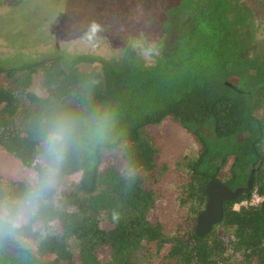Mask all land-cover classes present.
Segmentation results:
<instances>
[{
    "label": "trees",
    "instance_id": "trees-1",
    "mask_svg": "<svg viewBox=\"0 0 264 264\" xmlns=\"http://www.w3.org/2000/svg\"><path fill=\"white\" fill-rule=\"evenodd\" d=\"M251 18L240 0H176L162 20L166 41L155 65L130 52L119 63L64 52L0 62V147L23 166L40 173L51 124L75 121L60 175L38 211L0 236V264H161L153 249L166 244L180 264H264V200L234 207L253 190L264 197V48ZM35 76L47 97L32 92ZM166 118L199 145L183 163L180 203L190 205V216L172 234L152 217L165 166L148 127ZM251 171L252 190L226 201L222 219L196 236L206 185L244 186ZM76 173L80 179L70 181ZM31 183L0 174V201L21 199Z\"/></svg>",
    "mask_w": 264,
    "mask_h": 264
},
{
    "label": "rangeland",
    "instance_id": "rangeland-1",
    "mask_svg": "<svg viewBox=\"0 0 264 264\" xmlns=\"http://www.w3.org/2000/svg\"><path fill=\"white\" fill-rule=\"evenodd\" d=\"M176 0H0V62L19 65L23 60L41 59L64 52L95 55L113 62L124 61L130 52L139 62L155 65L165 47L163 17ZM252 14L251 26L264 48V0H240ZM94 26H98L94 29ZM90 71L96 65L84 64ZM99 67V65H98ZM32 92L40 98L47 93L33 78ZM158 148L157 162L165 166L154 184L157 194L152 211L154 221L172 234L190 216L180 196L187 182L183 164L198 154L199 145L180 124L166 118L148 127ZM116 155H118L116 153ZM0 174L5 179L33 182L37 174L0 147ZM81 173L69 177L77 182ZM236 205H234L235 207ZM237 209V207H235ZM155 249V246H154ZM154 261L180 264L168 256L170 244L157 251Z\"/></svg>",
    "mask_w": 264,
    "mask_h": 264
},
{
    "label": "clouds",
    "instance_id": "clouds-1",
    "mask_svg": "<svg viewBox=\"0 0 264 264\" xmlns=\"http://www.w3.org/2000/svg\"><path fill=\"white\" fill-rule=\"evenodd\" d=\"M96 27L98 26H94V29ZM74 131L75 121L71 117H59L51 124L42 141L41 172L21 199L0 201V236L12 235L22 223L36 214L45 194L60 175ZM119 218L120 214L113 211V221L116 222Z\"/></svg>",
    "mask_w": 264,
    "mask_h": 264
},
{
    "label": "water",
    "instance_id": "water-1",
    "mask_svg": "<svg viewBox=\"0 0 264 264\" xmlns=\"http://www.w3.org/2000/svg\"><path fill=\"white\" fill-rule=\"evenodd\" d=\"M252 190V171L246 180L244 186H239L234 189L229 188L227 184L212 179L205 188L207 195L206 208L198 216L195 224L194 233L198 237H204L218 223L223 216V205L226 201L234 200L246 191Z\"/></svg>",
    "mask_w": 264,
    "mask_h": 264
},
{
    "label": "built area",
    "instance_id": "built-area-1",
    "mask_svg": "<svg viewBox=\"0 0 264 264\" xmlns=\"http://www.w3.org/2000/svg\"><path fill=\"white\" fill-rule=\"evenodd\" d=\"M264 200V197L259 196L256 193V190H253L250 197L248 199H245L243 201H241L240 203L235 204L237 207V209L243 205V206H248V205H259L262 201Z\"/></svg>",
    "mask_w": 264,
    "mask_h": 264
}]
</instances>
